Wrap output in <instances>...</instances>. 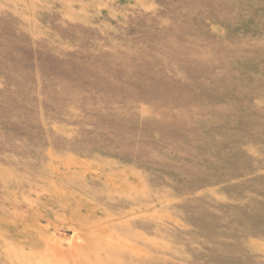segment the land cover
Wrapping results in <instances>:
<instances>
[{"label": "rangeland", "instance_id": "1", "mask_svg": "<svg viewBox=\"0 0 264 264\" xmlns=\"http://www.w3.org/2000/svg\"><path fill=\"white\" fill-rule=\"evenodd\" d=\"M0 264H264V0H0Z\"/></svg>", "mask_w": 264, "mask_h": 264}]
</instances>
